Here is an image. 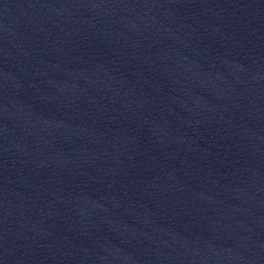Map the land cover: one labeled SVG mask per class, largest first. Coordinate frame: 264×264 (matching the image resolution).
I'll return each mask as SVG.
<instances>
[{
  "label": "water",
  "instance_id": "water-1",
  "mask_svg": "<svg viewBox=\"0 0 264 264\" xmlns=\"http://www.w3.org/2000/svg\"><path fill=\"white\" fill-rule=\"evenodd\" d=\"M0 264H264V0H0Z\"/></svg>",
  "mask_w": 264,
  "mask_h": 264
}]
</instances>
